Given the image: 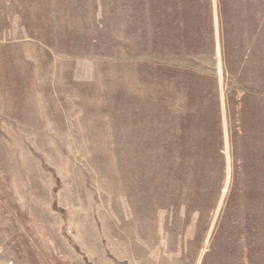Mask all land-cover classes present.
<instances>
[{"label":"rangeland","instance_id":"374dc122","mask_svg":"<svg viewBox=\"0 0 264 264\" xmlns=\"http://www.w3.org/2000/svg\"><path fill=\"white\" fill-rule=\"evenodd\" d=\"M193 1L0 0V264H264L255 253L264 187L247 146L234 179L226 134L212 206L188 223L175 222L178 213L146 186V120L178 108L181 97L160 83L163 65L183 69L173 17L208 15L205 0ZM224 1L222 36L211 0L214 47L203 34L204 75L214 68L223 103L225 83L258 118L264 0ZM224 124L227 131L225 114Z\"/></svg>","mask_w":264,"mask_h":264},{"label":"trees","instance_id":"16d2710c","mask_svg":"<svg viewBox=\"0 0 264 264\" xmlns=\"http://www.w3.org/2000/svg\"><path fill=\"white\" fill-rule=\"evenodd\" d=\"M182 4L184 11L196 10L193 4ZM223 4L225 6L226 2L218 0L222 36L225 33L223 15L225 17L226 12L225 9L224 12L221 10ZM205 5L208 14L206 20L195 15L173 17L181 32L180 40L177 41L183 69L178 71L173 64L160 65L167 73L165 80L160 82L162 87L166 85L165 90L168 92L169 86H174L181 95L180 103L173 104L179 105L178 108L168 107L164 117L160 111L150 113L146 120V153L149 160L146 164V186L149 185L151 199H157L165 210L178 213L175 214V222L178 223H188L191 221V214L202 213L205 205L212 206L209 195L217 186L212 182L213 178L222 179L226 167V134L233 157L234 179L239 180L236 167L241 162V151L247 146L251 161L255 162L254 173L259 174L257 180L264 187V126L260 127L259 124L264 123V113L257 118L255 107L250 108L246 102V95V98L243 97L240 91L237 95L232 94L229 85L225 83L223 103L214 68L211 67L209 78L205 77L208 66L202 62V36L206 33V44L214 47L215 33L211 0H205ZM164 24L167 25L166 20ZM193 36L198 37L197 43L190 41ZM192 43L194 49L191 48ZM209 53L213 65L214 49ZM222 60L227 80L231 76L232 67L225 50L222 51ZM224 114L227 118V131ZM248 123L251 125L250 130ZM256 140L260 142L259 146L256 145ZM256 236L263 238V243L257 246L255 253L264 254V226L258 230ZM252 256H247L248 261L252 260Z\"/></svg>","mask_w":264,"mask_h":264}]
</instances>
